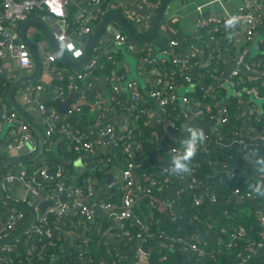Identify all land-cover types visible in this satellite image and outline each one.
<instances>
[{"label": "built area", "instance_id": "obj_1", "mask_svg": "<svg viewBox=\"0 0 264 264\" xmlns=\"http://www.w3.org/2000/svg\"><path fill=\"white\" fill-rule=\"evenodd\" d=\"M74 1L0 0V60L4 57L5 52L8 51L11 55L18 58L21 67L31 68L30 71L32 70L34 66L33 58L27 44L23 41H17V30L21 23L33 15L35 11H39V18L49 27L62 47L72 58L78 60L83 56L86 46L77 44L75 35H92L95 22L115 12L116 9H121L125 15L122 16L133 24V28L138 30L139 35L145 36L151 30L152 23L144 18L143 10L153 9L156 13L159 6L154 0H120L121 4L113 0H86L97 7L96 11L93 13L89 11L82 12L76 19L71 20L68 17V7ZM249 5H253V7L249 8ZM259 17L264 18V0H243V4L239 6L233 15L208 17L199 14L195 21V31L189 35V38L193 37L194 40L189 39L187 36L181 40L173 38L168 42L166 54L170 58V65L174 69L175 76L159 69L157 60L151 54L147 42L138 43L135 40H130V36L123 31L114 30V43L116 45L126 46L129 51L136 55L138 60L137 74L145 77L153 69H159V75H154V82L148 86L147 90L143 91H141L137 81L134 79L127 80L124 86V82L128 76L126 68L120 70L121 72L118 71L117 67L113 68L106 73L105 79L111 83L113 93L120 94L124 89L129 92L132 107L140 102L147 103L149 99H152L158 108L159 115L165 117L174 129L183 134L184 138V133H191L190 130H187L188 127L202 126H197L189 121V115H194L200 121L202 119L216 122L217 126L213 138L215 137V141L221 147H225L226 149L240 147L243 149L242 159L246 156V153H250L253 158H261L260 156L264 155V149L263 147H258L257 143L264 141V116L261 115H264V96L258 85L248 84V81L244 79L246 73L264 76V58L258 59V56L250 57L249 46V44L257 41L259 31L257 19ZM238 23L245 24L244 33L248 46L242 47L237 51L234 64L231 65L230 63L228 70L227 65L224 74L217 75L213 72V67L210 64L204 63L205 53L208 51V47L205 46L202 37L203 35L209 34L206 42L210 43L213 50V44L217 41V37L213 32L222 31L223 33H228L230 28ZM227 41L234 43L230 35L227 37ZM259 44L261 46V52H264L262 49L264 39H261ZM36 45L42 53L43 59L47 64V69H50L51 66L60 60L61 55L57 51L45 50L43 40H38ZM104 49L105 47L97 48L95 55L89 58L87 64L81 69L59 66L60 74L58 81L60 83L56 85L55 89L57 97L63 98L68 93L74 91L81 92L82 82L88 75H91V71L102 66L100 61L105 56L114 65L118 63L117 57L107 53ZM214 51L215 53L218 52L217 50ZM197 57L203 60L201 65L202 70L205 73H209L213 79L210 84H207L203 80V77L196 75L197 70L194 60ZM6 75L4 67L0 64V86L2 80L7 78ZM195 80L198 81L196 85L202 83L197 90H193L191 94L184 96L178 94L177 88L179 86H186ZM42 87V84H37L31 89H27L24 92V103L28 104L31 102L30 90H41ZM226 87L233 91V94H235L233 97L235 99L224 100L219 105L222 89ZM241 93L263 100L262 106L257 108L255 105H250L247 110H244L243 102L239 97ZM218 95L219 97L217 98ZM232 102L236 104L238 109L240 108L243 113L248 115L251 120L261 122L259 123L261 127L255 126L253 122L247 124L242 121L241 125H234L232 127L233 129H231L234 120L233 114L230 111ZM179 105H182L184 108L179 110ZM38 107L42 116L41 122L44 125V135L48 142H52L55 137L59 136L69 150L82 152L87 157H99L109 148L121 147V151L125 156L122 180L118 183L122 193L120 203L103 198L99 199L96 203L86 201L84 198L94 200L95 188L93 183L91 181L81 185L69 183L67 181L68 175L66 171L59 165L54 171H51L49 166L45 164L34 172L20 169L17 173L11 172L6 175L8 183L20 184L32 194L31 197L39 196L42 199H55L64 191L68 197L67 200L58 201L54 206L48 207L44 212L39 211L37 203L34 205L27 201L34 206L37 211V216L30 229L25 233L28 235L25 242L30 249H33L37 241L41 243L37 247L39 249L37 253L39 260H44L48 246L55 244L57 238H60V232L66 220L72 226H79L77 224L80 218L83 222L88 223L98 219L99 214H102L100 219L116 224L120 228L122 232H120V236L122 238L130 235L128 232L129 228L134 229L135 233L132 234V237L135 243L131 245L134 248L140 245H145L146 247L155 245L158 248L167 246L175 251H180L181 254L186 253L197 259L206 256L213 259L222 253L224 247L236 246L242 240L248 244L246 249L256 247L262 251L264 250V240H257L252 245L249 240V232L242 225L231 227L229 241L216 248L211 246L207 241H199L193 236L187 237L185 235L171 234L165 229L157 230L150 221L143 219L137 214L136 206L140 199L146 197L152 205L158 201L164 202L165 199L162 197L164 192L171 189V186L176 181H178V185L181 182L185 184L178 186L176 197L167 202V207L173 213L172 215L174 216L177 199L188 193H193V205L195 209L198 212L207 213L203 206V200L194 195L203 184L198 175V169L200 167V163L198 162H191L192 172L190 174L170 176L172 165V161H170L168 164L163 165L160 170L158 169L156 171L157 175L149 183L141 184L136 182L140 166L136 159L138 155L145 154L143 142L136 136L138 129L137 116L146 112L147 107H133L135 111L132 117H129L122 125L121 132H119L115 124L110 123L98 128H91L86 133L69 119L61 117L56 111L54 104L43 102ZM84 107L85 98L78 97L75 106L69 109V112L72 114L83 113ZM181 111H183L184 120ZM236 118L239 119V117ZM161 121L160 117L155 119L156 123ZM4 122L12 123L16 127L15 136L17 141L14 144L10 143L9 148H18L30 142L32 129L28 123L20 118L18 112L5 109L0 119V129ZM91 135L93 138L90 137ZM205 137H207V140L199 147L198 151H201L210 139L208 134ZM187 141L185 138L184 144L173 143L167 145V152L175 157L182 156L187 148ZM34 150H36L35 146L31 151ZM233 158L239 160L240 156L236 155ZM220 162L223 165L221 174L226 171L228 177H233L236 169L225 168L226 165L222 161H214L217 165H220ZM258 168L260 169V166ZM165 169L167 171H164ZM142 174L149 175L146 172H142ZM253 177L260 179L261 174L258 171V174ZM198 196H205V198L210 199L213 203H217L221 198L227 199L228 196L240 201H259L258 195L251 193L250 189L245 190L241 187H235L228 193H222V195L216 190H209ZM260 218L262 219L261 225H264V214ZM100 219L98 222L101 221ZM27 220L28 213L26 210L9 206L0 201V239L8 237L18 231L26 224ZM134 248L132 253H134L135 257L131 260L119 254L114 256L111 248L107 250V253L113 259L112 264H149L151 253L144 252L140 249L134 250ZM15 250L16 245L10 243L0 246V264L12 263L13 259L9 253ZM84 253L81 252L80 256L85 258ZM26 258L28 264H34L32 256H27ZM251 258V254H245L243 252L239 256V264H248ZM102 264H105V262Z\"/></svg>", "mask_w": 264, "mask_h": 264}, {"label": "crops", "instance_id": "obj_2", "mask_svg": "<svg viewBox=\"0 0 264 264\" xmlns=\"http://www.w3.org/2000/svg\"><path fill=\"white\" fill-rule=\"evenodd\" d=\"M114 2H117L118 4H121L120 0H113ZM191 5V7L188 6ZM243 4V0H193L192 2L188 3V0H185L183 2V10L184 13L180 14L181 16H178V13L173 15V13L179 9H173L172 7H167L164 11V14L162 16V21L159 26V30L154 34L152 39L147 42L149 46V50L151 54L156 58L157 63L159 65V69L162 71H167L170 75L175 76L174 69L170 65V58L166 54V48L168 45V42L173 38L183 39L184 37H187L195 31V21L196 17H198L199 14H202L204 16L208 17H223L226 15H233L236 13L237 9L240 5ZM174 5V4H173ZM180 7V8H182ZM253 5H249V8H252ZM97 7L86 0H75L73 3L70 4L68 7V17L71 20H74L77 18V16L85 11H89L93 13L96 11ZM144 18L148 19L152 25L156 16V13L153 9H144ZM115 12H118L119 14L125 16L121 9H116ZM30 17H38L39 18V12L31 15ZM29 17V18H30ZM40 19V18H39ZM104 18L100 19L99 21L95 22L94 31L97 29V27L100 25ZM258 24V35H257V41L253 42L252 44H249L250 46V57H257L264 58V52H261V46L259 44V41L261 39H264V18L259 17L257 19ZM125 27L123 23L117 20H111L107 26H105L102 31L100 32V35L98 36L93 53L90 56L93 57L95 55V52L97 51V48L105 47L104 51L107 53L112 54L114 57H117L118 63L116 64V67L119 72L120 70H123L126 68L128 71V76L124 82V86L126 85L127 80L134 79L137 81L139 88L141 91L147 90L148 86L154 82L153 76L159 75V69H153L151 73L145 77H141L137 74V57L136 55L129 51L126 46L124 45H116L113 41L114 37V30L116 31H123L125 34H130L128 32L124 31ZM136 29V28H135ZM152 29V28H151ZM245 24L244 23H238L230 28L228 33H223L222 31H214L213 34L216 35L217 41L214 44H217L216 48L214 47L213 50L211 48V45L208 48V51L205 53V64H209L210 58L215 57V55L218 56L219 59H221V63L224 64L223 74L226 72L225 67L231 63L234 64V59L237 54V51L241 49L242 47L248 46L247 45V38L244 33ZM126 30V29H125ZM138 33V30H135ZM151 31V30H150ZM149 31V32H150ZM18 36L17 41L20 39V26L18 27ZM30 33V34H29ZM92 33V35H93ZM139 34V33H138ZM149 34V33H148ZM147 34V35H148ZM92 35H75V40L77 44L81 46H87L91 40ZM111 35V36H110ZM230 35L232 37L233 42L227 41V37ZM29 36L32 37L29 38ZM146 36V35H145ZM207 37H209V34H206ZM26 37L29 40V42L33 45L34 49L36 50L38 56L41 59L42 53L39 50V48L36 45V42L38 40H43L46 42V45L48 47V50H55L57 51L53 44L51 43L49 37L47 34L39 28L35 24H30L27 27L26 31ZM131 39V36H130ZM137 41L138 43H142L136 39H133ZM213 44V45H214ZM214 50H217L218 52L215 53ZM213 51V52H212ZM132 55L134 58V63L131 64L127 58L126 55ZM62 57V56H61ZM61 60V59H60ZM45 62V61H44ZM42 63V71L40 77L32 82H29L24 87L17 90L14 94V99L19 103V105L22 107L23 111L27 115L29 119L32 121H35L36 125L41 129V131L44 132V125L41 122V113L39 112V104L40 103H51L54 104V99L57 97L56 94V85L58 84V76L60 74L59 66L58 64L51 66L50 69H47V64H43V61L41 59ZM1 66L4 67V71L7 74V81H14L18 76L21 74L30 73L31 68H23L21 67L19 60L17 57L11 55L10 52L6 51L4 54V57L0 60ZM214 64V62H213ZM104 65L102 64L101 67H98L100 69L99 73L88 75L85 80L81 84L82 88V95L80 97L85 98V107L83 113H67V114H60L61 117L65 119H69L72 121L77 127H79L83 132H89L91 128H98L107 124H115L119 130V132L122 131V125L126 122V120L129 117H132L134 113V108H144L147 107V111L142 113V115L137 116L138 118V130L140 131L142 140L147 137V139H150L151 142H154L156 140H160L162 142L169 144H184L185 138L183 137V134L176 129H174L167 119L165 117L160 116L158 112V108L152 99H149L147 103L140 102L139 104H136L132 107L130 94L129 92L124 89L121 91L120 94H115L112 92L111 83L105 79L106 71ZM155 67H157L155 65ZM103 70H102V69ZM158 68V67H157ZM110 71V70H108ZM135 76L138 78L136 79ZM37 84H42L41 90H30V96H31V102L28 104L24 103V92L27 89L33 88ZM202 83L197 84L196 83H190L186 86H179L177 88L178 94L180 96H184L187 94H191L193 90H197ZM215 86V84H213ZM94 87H96V90L92 92L91 95H86V92L91 91ZM8 92V90H7ZM7 92H6V100L0 102V119L2 116V113L5 109L8 110H14L16 111L10 104L9 100H7ZM97 93H100V101L96 104H91L88 102L91 100H97ZM70 94V93H68ZM67 94V95H68ZM64 96V97H67ZM220 95V94H219ZM217 96V98L219 97ZM233 91L228 89L227 87L220 95L219 105L224 100H231V98L234 96ZM239 96V95H238ZM63 97V98H64ZM243 102V109L247 110V108L250 105H255L257 108H260L263 104V100L255 98L250 95H244L241 93V96H239ZM76 100H73L70 105L69 109L73 108L75 106ZM181 110L182 105H179ZM56 107V106H55ZM216 109V108H214ZM57 111V110H56ZM70 111V110H69ZM17 112V111H16ZM19 115V113H18ZM264 116L263 114H261ZM20 116V115H19ZM160 117L161 122L156 123L155 119ZM20 118L29 124L28 121H26L24 118L20 116ZM205 123V125H202L201 127L204 130L205 135H209V141L204 145V147L201 149L202 156H209L213 152V155L218 154L221 149V146L215 141L216 139L213 138V134L216 129V122L213 120H202ZM163 123V131L159 133L157 132L156 127ZM30 125V124H29ZM31 127V125H30ZM32 129V137L37 136V133L35 130ZM16 127L12 123L4 122L2 123L1 129H0V166L3 162L13 158L11 156L10 151L14 149V147L9 148L10 143H16L17 138L15 136ZM215 136V135H214ZM93 138V136H90ZM161 137V138H160ZM32 140V138H31ZM30 142L32 143V141ZM38 147V144L32 143L31 149L33 147ZM46 149V151H45ZM35 151V150H34ZM34 151H30L26 156L31 155ZM152 154H154L153 157H157L163 159V161L170 162L172 161L170 157H174V155L165 152H159L158 154H155L154 150H152ZM220 154V153H219ZM20 157V155H18ZM102 160V164L99 167L98 159H95L96 157H87L82 152H74L71 150H68L67 147L63 145V140L61 137L57 136L54 138L51 145H48V140L45 138V144H44V151L40 158L37 160L31 162V163H25V164H19V165H12L9 168H7L3 174V181L2 186L4 188L5 193L7 196L11 199H17L16 196L20 193H22L24 196L29 197L28 192L25 194V191L23 190V186L17 183H8L6 180V175L11 172L17 173L20 171L21 167L26 168L28 172H34L40 166L48 165L50 167V164L52 160L57 159V166H61L64 168L68 175V182L72 184L79 185L78 182V176L83 174L87 170H95L96 167H99V170H104V168H107L106 171V179L105 182L101 183L100 180L95 179L93 176H86L83 178L82 184L86 183L88 181H91L93 183L95 188V194H94V200H90L88 198H84L86 201H90V203H96L99 199L102 198L103 194L109 190L110 187H112L114 184L117 185V183H120L122 180V172L124 168L125 159L124 157L119 155L118 150L113 148H109L105 153L100 155ZM216 156H213V158ZM256 157V155H255ZM260 157H264L260 156ZM56 158V159H55ZM139 158V157H138ZM244 159L247 161L249 165H244L241 171V174L248 175L250 173L249 166L251 168L255 167L257 164L254 163V160L256 158L251 157V154L246 153V156H244ZM158 160V159H157ZM79 161V162H77ZM139 163L141 161H138ZM68 166L69 169L67 168ZM163 165H158L156 163L150 164L149 167L144 168V170H141V174H138L136 178L137 183L141 184H147L149 183L155 175H157L156 171L162 167ZM234 167V166H233ZM240 171V169H238ZM142 172L149 173V175H143ZM112 175L113 180L111 185L107 184L108 176ZM78 178V179H77ZM218 178V173H214L209 176L207 181H205L200 189L194 193L195 197H200L203 200V206L207 211V219L209 222H213V225L211 227L209 226L208 229L205 231H194L193 237L197 238L199 241L205 240L207 241L211 246L216 247L222 244V239L228 235L231 231V227L237 226L236 219L239 217L237 215L240 214L241 216L246 215H252L256 217V222L261 225L262 219L260 218L261 215L264 214V201H240L238 199H232L228 196L227 199L221 198L220 201L217 203H213L210 199L205 198V196H198L201 193H205L209 190H216V186L213 187V189H210L209 187L211 184L213 186L216 184ZM185 183H179L176 181L173 186H171V189L166 190L163 194V198L165 199L164 202L158 201L154 205L149 203L148 198L143 197L139 200L137 206H136V212L139 216H141L143 219L150 221L154 227L157 230L162 229V225L169 220V217L173 214L170 212V210L167 207V202L170 201V199H173L176 197L177 188L178 186H182ZM113 188V187H112ZM217 191V190H216ZM44 200H50V199H44ZM1 201V199H0ZM120 201V198L117 200ZM3 202V201H1ZM23 202H27L26 199L23 200ZM117 202V203H118ZM5 203V202H3ZM29 203L32 204H38L37 200L32 197V199L29 200ZM6 204V203H5ZM8 205V204H7ZM10 206V205H9ZM254 211V213L252 212ZM102 214H99V218L95 221H91L88 223H85L82 221V219H79V222L77 225L79 226H71L64 222V226L62 231L60 232V237H64L65 240L70 239L71 243L76 242V239L81 241L83 245L86 247L85 244L89 242L90 240L93 241L97 245V249L99 251L102 250V245L104 246L107 243H111L113 249L116 248V252L120 256H126L129 260L135 257L134 253L133 256H129L130 252H133L134 246H127L126 250L122 249V243L123 238L120 236L122 233L121 231L117 232H111V229H102L99 230L96 228V225H103L106 221L100 219ZM101 220L98 222V220ZM116 225V224H114ZM245 225V224H243ZM242 225V226H243ZM240 226V225H239ZM112 227V226H111ZM117 228H119L117 226ZM120 229V228H119ZM121 232V233H120ZM204 232L206 233L205 236H201L200 233ZM94 235H96L98 238H96ZM88 239V240H86ZM65 243V241H64ZM154 247V249L158 248L155 245L150 246ZM108 247L106 251L109 249ZM217 248V247H216ZM245 254H254L256 256H261L264 254V250L255 249V248H249L246 249ZM183 254V253H182ZM181 254V258L179 260L184 264V259ZM113 255H117L113 251ZM204 258V257H203ZM202 258H199L201 261ZM200 261H197L196 264H198ZM192 264V263H190ZM239 264V259L234 263Z\"/></svg>", "mask_w": 264, "mask_h": 264}, {"label": "trees", "instance_id": "obj_3", "mask_svg": "<svg viewBox=\"0 0 264 264\" xmlns=\"http://www.w3.org/2000/svg\"><path fill=\"white\" fill-rule=\"evenodd\" d=\"M154 1L159 4L161 0H154ZM38 12L39 11H35V13H38ZM112 20H115V19H112ZM129 23L133 26L131 22ZM125 29L124 31L127 32V29L126 30ZM202 38H203V42L205 43V46L209 48L210 43L206 42L208 37L206 35H203ZM189 39L194 40L193 37H190ZM216 46L217 44H214L213 48L214 47L216 48ZM262 49L264 50V44L262 45ZM60 59L61 60L55 63L56 65L58 64V66H65L68 68H72L63 57H61ZM220 61L221 59H219L218 56L215 55V57L210 58V62H209L210 66L213 67V72L216 73L217 75L223 74L224 64L221 63ZM202 62L203 60L200 57H197L194 60L195 68L197 70L196 75L199 77H203L204 78L203 80L207 84H210L213 79L209 73H205L202 70L201 68ZM100 63L104 65V67L102 68H105V71H106L105 73H108V70L111 71L113 68L116 67V65H114L112 61L107 59L106 56L100 61ZM99 72H100V69L97 68L91 71L90 74L94 75ZM244 79L245 81H248V84L258 85L261 90L262 95L264 96V76L263 75L256 76V75H250L246 73ZM57 82L60 83L59 81ZM11 84H12V81H7L6 79L2 80V84L0 86V101L6 100V92L10 88ZM224 90L225 88L222 89V92ZM231 99H235V97H232ZM179 110H181V108H179ZM230 111L233 114V119H234L231 125V129H233L232 127L234 125H241L242 121L246 122L247 124L253 122L255 126L261 127V125L259 124L261 122L257 120L256 121L251 120L248 117V115L243 113V111H241L240 108L238 109L236 104L233 102H232ZM181 114L183 116V111H181ZM236 117H239V119H237ZM183 120H184V116H183ZM162 125L163 123L156 127L159 135H160V132L163 131ZM224 128H227V127H224ZM136 132H137V135H136L137 138L143 142V145L145 148V154L138 155L139 158L137 157V160L141 161L140 163L138 162L140 164L139 169H138L139 174H141V170H144V168L149 167L150 164L152 163H156L158 165L159 164L166 165L169 163V162L163 161V159L161 158H158V155L157 157L156 156L153 157L154 154H152V151H151V149L154 150L155 154H158V151L165 152L167 151V143L162 142L161 139L151 142V140L147 139V137H145L142 140L140 131L137 129ZM184 136L187 140H190L192 133H184ZM52 142H48V145H51ZM257 144H258V147H263L264 149V141H260ZM63 145L66 147L64 142H63ZM115 149L118 150V153L120 156H122V158L123 157L125 158V156L123 155L121 151L122 150L121 147L115 148ZM242 150L243 149H241L240 147H236L234 149H226L225 147H221V149L218 150L220 151L219 152L220 154L218 153L216 155H213V152H212L211 155L209 156H202L201 151H197V154L195 158L192 160V162L200 163V167L198 169L199 171L198 175L202 183L207 181L209 176H211L214 172V173H219V177L216 181V184L214 186L213 184H211L209 188L213 189V187L216 186L215 189L217 190L219 194L222 195V193H228L230 190H232L235 187H241L245 190H249L248 188L249 183L254 180H257L253 176L258 174V171H259L258 166L260 165L257 164L253 168L249 166V169L251 170L248 175L241 174L243 166L249 165L244 158L243 159L241 158L243 156ZM236 155L240 156L239 160H235V158H233ZM213 156H216V157L213 158ZM95 159H98L99 167H100V165L103 163L102 162L103 159L101 157H96ZM215 160L222 161L224 165H226L225 168H229V169L235 168V169H240V171L235 172L233 177H228V173L226 171H224L221 174V171H223V165H221V162H220V165L215 164L214 163ZM56 161L52 160L50 167H49L51 171H54L56 169L57 164H58ZM69 167L70 166H68L67 168L69 169ZM99 167H96L95 170H87L83 174L78 176L79 179L78 178L77 179H78L79 185L82 184L83 178H85L88 175L93 176L95 179L100 180L101 183L105 182L106 171L108 169L104 168V170L103 169L99 170ZM221 177L224 180L223 179L221 180ZM112 187H110L109 190L103 194L102 198L105 200H113L115 202H118L117 200L120 198V201L118 202L120 203L121 198H122V193L119 189L118 183L117 185L114 184ZM258 200L264 201V197H259ZM252 212L254 213V211ZM254 215L255 214L240 217V214H239L237 215L239 217L236 219L237 226L245 224L243 226L246 227V229L249 232V240L252 245H254L257 240H261V239L264 240V225L259 226V224L256 222L257 220ZM207 216H208L207 213L198 212L195 209L193 205V193H188L187 195H184L177 199V206L174 212V216L171 215L169 217V220H167V222L162 225V229L167 230V232L171 234L185 235L187 237H190L193 235V233L188 231L187 229L182 228L179 225V223L176 221V218H180L186 227L195 229L196 231L200 232V231H205L206 229L209 228V226L211 227V225H213V222L208 221L209 218L207 219ZM66 223L71 225L69 222H67V220H66ZM96 228L99 230L109 228L111 229V232L121 231L119 228H117L116 225L108 221H106L101 226L96 225ZM211 229L213 228L211 227ZM128 232L130 233V235L123 237V243H122L123 248L122 249L124 250H126L127 246L135 243L132 237V234L135 233V230L132 228H129ZM94 236L98 238L96 235ZM27 238H28V235L23 234L19 236V238L10 242V244L16 245V250L14 252L9 253L10 257L13 259V262L10 264H28L27 258H26L27 256L33 257L34 264H102L104 262L105 264H112L113 259L111 255L107 253L106 249L110 247L116 254H118L115 251L116 248H114L115 249L114 250L111 243H107L104 246L102 245V250L99 251V249H97V245L91 240L87 242V244H85L86 245L85 247L83 243L79 241L78 239H76V242L74 244V243H71L70 239L68 238L67 240H64V237L62 236L60 238H57V240L55 241V244L48 246L46 253H45L44 260L41 261L37 257V253L39 250L37 249V247L40 246L41 243L37 241L33 249H30L25 242ZM229 238H230V233H228V235L222 239L223 241L222 244L229 241ZM221 245L216 246V247H220ZM247 246L248 244L244 240H242L236 246L224 247L222 249V253L217 255L215 258L212 259L206 256L202 258L201 261L199 260V258L197 259V258L191 257L187 255L186 253H183L182 256L184 259V264H190V263L196 264L197 261H200L198 264H234L239 259V256L243 252H245ZM81 252H85L84 253L85 258L80 256ZM251 255H252V258L249 260L248 264H264V254L261 256H256L252 253ZM129 256H133V253L130 252ZM3 264H7V263H3ZM149 264H183V263L179 260L178 256L175 254V251L171 250V248L167 246H162L161 248H156L151 252Z\"/></svg>", "mask_w": 264, "mask_h": 264}, {"label": "water", "instance_id": "obj_4", "mask_svg": "<svg viewBox=\"0 0 264 264\" xmlns=\"http://www.w3.org/2000/svg\"><path fill=\"white\" fill-rule=\"evenodd\" d=\"M171 0H161L156 12V16L152 25V29L149 32L148 35L146 36H141L139 35L135 29L133 28V26L129 23V21H127L125 19V17H123L122 15H120L117 12H112L109 15H107L102 22L100 23V25L97 27V29L95 30V32L93 33L91 40L89 42V44L86 46L85 51L83 56L78 59L75 60L74 58L71 57V55L62 47V45L58 42V40L55 38V36L53 35V33L51 32V30L49 29V27L38 17H30L26 20H24L21 25H20V39L19 41H23L27 44L29 51L31 53V56L33 58V62H34V66L32 68V70L30 71V73H26V74H21L20 76H18L11 84L10 88L8 89L7 92V100H9L11 106L19 113V115L24 118L26 121L29 122V124L31 125V127L35 130V132L37 133V136L32 137V143H36L38 144L37 149L31 154L25 157V155H27L30 151H31V142H27L24 145L18 147V148H14L10 151L11 156L13 158L3 162L0 166V199L1 201L5 202L6 204L10 205V206H14V207H18L21 209H24L27 211L28 213V220L26 222V224L20 228L18 231H16L15 233H13L12 235L2 238L0 239V246H3L5 244L10 243L11 241L17 239L19 236L25 234L30 227L32 226V224L34 223L36 216H37V211L35 210L34 206L29 204V200L32 199V194L29 193L25 188H23V190L25 191V194L28 192L29 197L24 196L22 193L18 194L16 196L17 199H11L7 196V194L4 191L3 188V174L5 172V170L7 168H9L12 165H23L25 163H31L35 160H37L38 158H40V156L42 155L43 151H44V144H45V135L44 132L41 131V129L36 125L35 121H32L31 119H29L27 117V115L25 114V112L23 111L22 107L19 105V103L14 99V94L17 90H19L20 88L24 87L26 84H28L29 82L35 81L37 80L41 73H42V63H41V59L38 56L36 50L34 49L33 45L29 42V40L26 37V31H27V27L30 24H35L37 25L39 28H41L49 37L51 43L53 44L54 48L57 50V52L69 63V65L72 68L75 69H81L83 68L90 56L92 55L93 52V48L95 46L96 40L98 38V36L100 35V32L102 31V29L106 26V24L112 20L115 19L117 21H120L121 23H123V25L125 26V28L127 29V32L130 34L131 39H136L140 42H149L152 37L154 36V34L159 30V26L160 23L162 21V16L164 14V11L166 9L167 4L170 2ZM111 36V35H110ZM230 68V65L227 66V70ZM135 78L137 79L138 77L135 76ZM198 81L195 80L194 83H197ZM96 90V87H94L91 91L86 92V95H91L92 92H94ZM82 95L81 92H71L70 94L67 95V97L65 98H60V97H56L54 99V103L56 106V110L59 114H67L69 112V105L73 100H76L78 97H80ZM189 121L191 123H194L197 126H201L204 125L205 123H203L202 121H200L199 118L195 117L194 115H189ZM20 155V157L18 156ZM137 160V159H136ZM79 162V161H77ZM138 162V160H137ZM21 169H26L24 167H21ZM236 172L238 171V169L235 170ZM113 180L112 175L108 176L107 179V184H111ZM34 199L37 200L38 202V209L40 212H44L48 207L50 206H54L58 201H63V200H67L68 197L66 196V192L64 191L62 194H60V196L58 198L55 199H50V200H44L39 196H33ZM26 199V201L28 202H23V200ZM176 221L179 223V225L184 228L187 229L190 232H194L196 231L195 229H191L186 227L183 224V221L180 218H176ZM200 235L205 236L206 233L201 232ZM136 249H140L144 252H148L151 253L154 250V247H146L145 245H140V246H136L134 248V250ZM173 251H175L174 249H171ZM175 254L181 258V252L180 251H175Z\"/></svg>", "mask_w": 264, "mask_h": 264}, {"label": "clouds", "instance_id": "obj_5", "mask_svg": "<svg viewBox=\"0 0 264 264\" xmlns=\"http://www.w3.org/2000/svg\"><path fill=\"white\" fill-rule=\"evenodd\" d=\"M187 130H190L192 133L191 139L187 141V148L182 156L175 158L170 157L172 160L170 176L190 174L192 172L191 162L195 158L199 147L207 140L202 128L188 127ZM254 163L261 166L259 169L261 178L250 182L248 188L251 190V193L259 197H264V157L256 158ZM164 171H167V169Z\"/></svg>", "mask_w": 264, "mask_h": 264}, {"label": "rangeland", "instance_id": "obj_6", "mask_svg": "<svg viewBox=\"0 0 264 264\" xmlns=\"http://www.w3.org/2000/svg\"><path fill=\"white\" fill-rule=\"evenodd\" d=\"M185 0H171L168 4H167V7H172L173 9H177V8H179V9H177L174 13H173V15H175V14H177L178 13V16H181L180 14H183L184 13V10H183V2H184ZM193 0H188V3L189 2H192ZM174 4V5H173ZM188 6L189 7H191V5H189L188 4ZM180 7H182V8H180ZM30 34V33H29ZM29 38H31L32 39V37L31 36H29ZM44 46H45V50L47 51L48 50V47H47V45H46V42L44 41ZM41 56V59H42V61H43V64H44V66H45V64H46V62H44V59H43V56L42 55H40ZM126 58H127V60L131 63V64H133L134 63V58L132 57V55H129V54H127L126 55ZM97 100L98 101H96V100H89L88 102H90L91 104H96L97 102H99L100 101V93H97ZM250 248H252V247H250ZM253 248H255V249H257L256 247H253Z\"/></svg>", "mask_w": 264, "mask_h": 264}]
</instances>
